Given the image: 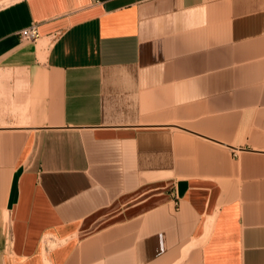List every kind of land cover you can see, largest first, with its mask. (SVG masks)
Segmentation results:
<instances>
[{"label":"crops","instance_id":"0c3cea01","mask_svg":"<svg viewBox=\"0 0 264 264\" xmlns=\"http://www.w3.org/2000/svg\"><path fill=\"white\" fill-rule=\"evenodd\" d=\"M0 264H264V0H0Z\"/></svg>","mask_w":264,"mask_h":264},{"label":"built area","instance_id":"2783aa9c","mask_svg":"<svg viewBox=\"0 0 264 264\" xmlns=\"http://www.w3.org/2000/svg\"><path fill=\"white\" fill-rule=\"evenodd\" d=\"M37 23L32 22L20 30L21 39L33 40L38 37Z\"/></svg>","mask_w":264,"mask_h":264}]
</instances>
